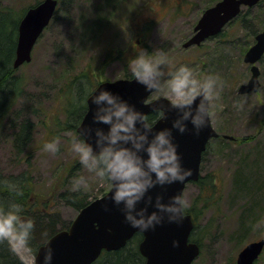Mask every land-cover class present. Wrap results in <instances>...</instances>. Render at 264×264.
<instances>
[{
    "label": "rangeland",
    "instance_id": "1",
    "mask_svg": "<svg viewBox=\"0 0 264 264\" xmlns=\"http://www.w3.org/2000/svg\"><path fill=\"white\" fill-rule=\"evenodd\" d=\"M36 1L0 0V8L21 14ZM209 5L211 0H58L53 18L34 45L32 60L15 72L23 80L21 95L0 128V176L7 179L25 172L32 180L21 205L26 213L0 210V233L24 264L34 263L35 252L31 238H22L14 215L32 220L44 216L55 233L68 227L79 212L63 192L76 201L82 196L94 199L109 189L108 182L85 168L71 150L72 136L80 134L63 126L72 121L64 97L68 79L85 73L90 84L97 85L125 77L131 72L129 61L145 51L156 56L163 50L169 67L187 64L197 75L218 73L223 82L211 117L221 135L209 141L203 155L204 182H189L184 191L196 223L192 236L201 246L193 264H237L238 253L248 242L264 238V55L258 62L259 90L238 92L251 75L244 60L255 41L250 26L263 30L264 12L256 15L254 9L248 17L251 25L235 22L222 36L185 48L183 43ZM145 26L149 30L144 37ZM157 96L162 95L155 90L151 98ZM26 121L32 123L31 136L17 145L15 131ZM56 136L59 150H45V143ZM79 174L90 178L89 185L73 191L71 179ZM10 222L17 223L16 230L8 226ZM52 233L37 238L36 247ZM254 264H264V250Z\"/></svg>",
    "mask_w": 264,
    "mask_h": 264
},
{
    "label": "clouds",
    "instance_id": "2",
    "mask_svg": "<svg viewBox=\"0 0 264 264\" xmlns=\"http://www.w3.org/2000/svg\"><path fill=\"white\" fill-rule=\"evenodd\" d=\"M132 76L149 90H158L177 114L170 126L156 128L157 119H165L168 108L158 107L156 119L149 117L134 103L108 87L93 89L89 98L92 120L98 125L87 131L81 128L80 135L71 138V150L78 154L81 164L96 177L106 180L111 189V199L122 206L125 220L134 228L148 230L163 223L165 219L180 222L189 207L184 193L176 192L168 200L150 192L157 184L166 185L183 181L191 174L182 160L179 145L173 130H189L199 134L213 115L214 100L221 96L223 82L218 73L197 75L187 64L172 68L168 66L167 55L158 50L156 56L146 51L129 61ZM199 100L197 102V98ZM238 106L242 104L237 101ZM60 137L48 140L44 148L56 152ZM89 177L74 175L72 190L87 188ZM143 202V203H141ZM16 209L21 205L15 204ZM151 208V210H150ZM19 221L27 235L34 227L31 218ZM51 260V251L46 261Z\"/></svg>",
    "mask_w": 264,
    "mask_h": 264
},
{
    "label": "water",
    "instance_id": "3",
    "mask_svg": "<svg viewBox=\"0 0 264 264\" xmlns=\"http://www.w3.org/2000/svg\"><path fill=\"white\" fill-rule=\"evenodd\" d=\"M259 1H216L202 13L195 25L194 33L184 42L183 46L188 48L200 45L207 38L218 35L226 24L241 12L243 7H252ZM57 6L58 0H41L26 9L18 24L14 68H19L32 60L34 45L49 25ZM255 39L254 44L248 48L244 56L245 62L251 64V76L247 82L240 84L238 88L240 94L257 92L261 86V70L258 62L264 55V30L259 31ZM99 87H108L120 93L146 115L161 106L168 108L167 117L157 119L155 125L157 129L170 126L177 114L176 109L171 108L165 97L158 96L149 100L155 89H147L134 77L105 80L96 88ZM88 98L87 110L77 126V131L81 134V128L87 131L91 126L93 136H90L89 139L94 140L95 127L107 128V125H98L92 120L90 108L94 109L95 105L90 106ZM198 100L199 97L197 102ZM192 127L189 121L188 131L182 133L179 130H173L183 163L191 169V174L183 181L166 185L157 184L150 189L154 198L157 193H161L164 199L168 200L176 192L184 193L188 182H196L200 179L203 154L210 139L217 137L219 133L213 126L211 118L199 134L192 131ZM225 137L234 138L228 134H225ZM121 207L112 201L111 189L93 199L80 209L70 226L58 230L38 247L34 264H92L104 250H117L124 247L138 232L143 235L138 247L145 258L144 264H193L199 256L201 250L199 243L190 240L195 228V222L190 213L185 212L184 218L180 222L165 219L155 228L144 231L132 227L125 220ZM263 250L264 238L250 241L238 253L236 263L254 264ZM49 251H51V260L46 261V254Z\"/></svg>",
    "mask_w": 264,
    "mask_h": 264
},
{
    "label": "trees",
    "instance_id": "4",
    "mask_svg": "<svg viewBox=\"0 0 264 264\" xmlns=\"http://www.w3.org/2000/svg\"><path fill=\"white\" fill-rule=\"evenodd\" d=\"M39 1L40 0H37L36 2ZM215 1L217 0H211V4H213ZM254 9H258V13L256 15H258L260 12L262 13V11L264 12V0H260L256 6L244 8L238 14V16L231 20L226 26H230L231 24L233 25L235 22L250 24L248 17H250L252 10ZM24 12L21 14H16L10 10L0 8V128L4 125L6 116L8 117L22 91L23 80H21V78L16 75L15 72L17 68H14L13 62L16 54L18 24ZM225 28L215 37L222 36L225 32ZM148 30L149 26H145L143 30L144 37L147 36ZM250 30L253 36H255L259 31L257 28H251V26ZM125 77L133 76L131 72H127ZM68 80L69 81L66 83L67 94L64 97L68 101L67 117L72 119V121H69L68 119L66 122H64L65 124L63 126H65L67 129L69 128L76 130L87 110V98L98 84L91 85L90 80L85 73L78 74L72 79ZM147 116L149 119H156L158 113L157 111H153ZM12 125H15L14 121H12ZM31 128L32 123L26 121L20 125L18 130L15 131V143L17 145L23 143L25 140L27 141L30 138ZM30 176V174L25 172H22L18 175H10L7 177V179L3 178V176H0V210L4 214H6L7 211H13L12 213L15 215L26 213L27 210H25V208L21 207L20 209H16L14 205H23L28 199L27 193L30 190L29 185L32 182ZM204 179L205 177L201 176L198 182L202 184ZM105 192L106 191H104L103 194ZM62 195L66 197L68 201H73L72 203L78 207L79 210L92 200L86 198V196H82L75 201L72 200L70 196H68L67 192H63ZM186 211L189 212L188 209H186ZM34 217V227L27 235L25 234L22 226L19 229L20 233L22 234V238H27L28 236L31 238L32 242H29L30 247L34 252H36L38 247L41 245L40 244L36 247V239L44 235H50L54 230V226H52V231H50L51 228H49V226L44 223L45 219L42 220L44 216L36 215ZM51 219L52 217L50 220ZM14 223L17 225L16 222ZM47 232H50V234H45ZM53 234L54 233H52V235ZM192 235L191 240H195V237ZM142 237V233L138 232L127 242L124 247L117 250H104L100 257L92 264H144L145 258L141 254L138 247L139 241L142 239ZM0 264H24V262H22L19 257L14 254V250L12 249L9 240L1 233Z\"/></svg>",
    "mask_w": 264,
    "mask_h": 264
},
{
    "label": "flooded vegetation",
    "instance_id": "5",
    "mask_svg": "<svg viewBox=\"0 0 264 264\" xmlns=\"http://www.w3.org/2000/svg\"><path fill=\"white\" fill-rule=\"evenodd\" d=\"M199 46H200V45H199ZM22 219H25V220H26V218H22ZM10 223H11V224H10ZM10 223H8V226H11V228H13V230H16L15 227H14L16 224H15V223L12 224L13 222H10ZM16 226H17V225H16Z\"/></svg>",
    "mask_w": 264,
    "mask_h": 264
}]
</instances>
